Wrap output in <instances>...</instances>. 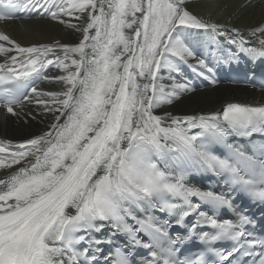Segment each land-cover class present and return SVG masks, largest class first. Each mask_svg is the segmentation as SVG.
<instances>
[{
    "label": "snow or ice",
    "instance_id": "obj_1",
    "mask_svg": "<svg viewBox=\"0 0 264 264\" xmlns=\"http://www.w3.org/2000/svg\"><path fill=\"white\" fill-rule=\"evenodd\" d=\"M7 4L53 20L76 12L87 19L75 45L23 47L0 32L6 42L0 43V106L15 115L14 105L33 100L24 94L29 91L36 105L54 114L48 131L16 151H10L11 141L0 140V170L8 173L0 178V264H131L124 247L114 246L118 235L127 238L125 247L148 250V264H264V235L254 221L246 214L235 221L217 216L221 209L236 213L233 198L211 184L202 189L189 182L192 173H211L264 203V105L229 103L222 113L207 115L155 114L193 90L184 66L217 82L197 51L218 62L240 53L264 57V36L257 37L264 25L249 31L260 46L247 47L238 29L198 17L187 0ZM14 16L0 13V20ZM219 36L236 52L224 53ZM48 65L65 71L44 77L63 82L64 90L34 86ZM230 136L249 139L251 151L228 143ZM217 147L227 155H217ZM14 165L20 166L10 171ZM173 227L186 235L172 233ZM105 229L110 235L97 238ZM194 238L204 249L195 259L182 257L181 248Z\"/></svg>",
    "mask_w": 264,
    "mask_h": 264
},
{
    "label": "bare ground",
    "instance_id": "obj_2",
    "mask_svg": "<svg viewBox=\"0 0 264 264\" xmlns=\"http://www.w3.org/2000/svg\"><path fill=\"white\" fill-rule=\"evenodd\" d=\"M187 7L193 14L206 21L216 23L223 29H238L250 43H247V47L260 46L257 37L264 36V33H258L257 37H253L249 35V31L264 25V0H198L196 3L187 0ZM22 14L20 18L0 20V32L6 33L23 47L40 44H78L82 39L81 30L87 19V13L79 12L71 16L62 15L57 20H53L46 13L41 15L22 12ZM228 34L235 35L231 32ZM217 39L222 41H219L220 48L225 47L224 43L227 42L225 36L217 37ZM0 43L6 42L0 41ZM7 46L11 47V45ZM54 51L61 55L63 53V49L58 47ZM197 56L205 58L209 67L214 69L211 78L217 82L213 84L210 78L201 77L184 66L183 75L187 77L193 90L182 94L172 104L164 105L156 110L155 114L163 115L165 112H169L173 116L207 115L222 113L229 103L264 105V89L251 85L232 84L224 72H217V69L214 68L217 60L211 56H202L200 51H197ZM50 58H52L51 54ZM2 61L3 56H0V62ZM189 63L194 64L195 60H190ZM63 75H66L64 70L55 65H48L41 70L40 79L36 80L35 87L44 92L62 91L65 89L63 82L44 79V77ZM177 80H181V77L177 76ZM164 83L170 82L165 80ZM34 98L33 94V100H25L23 105L15 108V115L9 113L6 117L0 116V140L12 142L10 151H16L20 143L48 131L53 123L54 114L46 112L43 106L36 105ZM228 141L247 149L239 137L230 136ZM19 166L14 165L10 171H14ZM7 174L4 170H0V178ZM189 182L202 189H206L211 184L212 190L215 191V183L210 173H192L189 176Z\"/></svg>",
    "mask_w": 264,
    "mask_h": 264
}]
</instances>
